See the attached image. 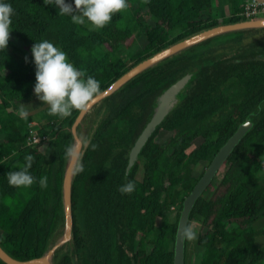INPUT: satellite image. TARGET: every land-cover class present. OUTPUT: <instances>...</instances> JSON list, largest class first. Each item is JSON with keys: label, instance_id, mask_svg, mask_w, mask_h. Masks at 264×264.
<instances>
[{"label": "trees", "instance_id": "16d2710c", "mask_svg": "<svg viewBox=\"0 0 264 264\" xmlns=\"http://www.w3.org/2000/svg\"><path fill=\"white\" fill-rule=\"evenodd\" d=\"M243 1L222 0L229 14L216 18L214 0H128V8L107 25L89 30L44 0H8L15 10L11 31L29 52L35 40L54 42L85 76L100 82V91L158 50L220 23L246 19L240 14ZM142 34L145 45L123 55ZM210 41L158 62L101 101L103 110L73 180L72 239L57 250L54 264H174L183 202L202 175L193 172L194 166L210 163L249 116L253 125L226 160L214 194L205 197L215 178L196 200L189 223L202 221L196 241L204 248L200 264H264V244L258 241L264 226L256 227L264 222V44L237 49L231 58L218 54L221 47L195 50ZM27 55L31 58V52ZM24 57L0 52V244L19 259L43 255L61 236L67 148L73 146L71 127L80 112L61 119L42 104L36 123L31 114L21 119L15 107L37 97L35 65ZM192 71L181 101L150 136L126 177L130 149L150 120L157 96ZM229 86L234 90L228 92ZM32 124L48 135L46 140L27 143ZM161 129L175 132L165 144L156 140ZM198 137L203 140L193 147ZM25 154L34 157L29 171L35 182L27 188L11 186L6 173L23 165ZM139 163L142 179L136 178ZM43 176L45 188L38 182ZM127 180L135 182V191L121 194L118 189ZM175 205L172 219L168 210ZM0 264L6 263L0 259Z\"/></svg>", "mask_w": 264, "mask_h": 264}, {"label": "clouds", "instance_id": "9594fccd", "mask_svg": "<svg viewBox=\"0 0 264 264\" xmlns=\"http://www.w3.org/2000/svg\"><path fill=\"white\" fill-rule=\"evenodd\" d=\"M53 5L60 15L67 16L74 24L89 26V30L101 29L113 18V15L128 8V0H44ZM15 10L8 0H0V52L7 48L9 42L12 16ZM31 58L26 54V63L35 65V82L33 92L47 106L50 115L61 119L72 115L73 110L86 111L100 92V82L92 75L85 76L68 57L66 51L48 39L35 40L30 49ZM260 106H258L259 108ZM21 119L27 120L29 113L22 105L18 110ZM94 148L95 145H92ZM73 153V147L67 148ZM34 157L25 154L23 165L6 173L7 182L14 187H30L35 177L29 171ZM81 170V165H77ZM41 188L47 187V177L39 179ZM135 182L127 180L120 185L121 194L135 191ZM180 240L192 241L198 233L193 224L185 222L178 227Z\"/></svg>", "mask_w": 264, "mask_h": 264}, {"label": "water", "instance_id": "95a60500", "mask_svg": "<svg viewBox=\"0 0 264 264\" xmlns=\"http://www.w3.org/2000/svg\"><path fill=\"white\" fill-rule=\"evenodd\" d=\"M264 27V17L246 18L240 21L220 23L216 26L204 29L189 37H186L176 43H173L161 50L156 51L152 55L144 58L142 61L135 64L132 68L122 74L108 87L99 92L95 97L91 106L83 112H79L72 124V133L74 136L73 153L69 155L68 163L64 172L63 178V207H64V221L61 229L60 238L47 248L46 252L37 257L29 259H19L11 255L0 244V259L6 264H54V258L57 250L66 242L72 239L74 216H73V180L76 173L77 165L81 157L84 148V138L81 137L79 128L83 123V119L87 112L98 103H101L106 97L110 96L124 84L133 79L135 76L143 72L144 70L154 66L158 62L190 47L204 40L210 39L216 35H219L228 31H241L250 28ZM195 72H187L176 81L166 87L156 98L154 104V112L152 117L147 122L137 140L135 141L130 154L129 163L127 166V172L135 164L138 159L140 151L149 140L150 136L154 133L157 126L162 123L168 114H170L177 104L181 101L180 94L184 91L188 83L192 80ZM252 117H247L242 122L236 131L228 138L223 144L210 164L205 169L203 175L195 184L193 190L187 195L183 202V208L179 218V225H183L185 222L189 223L190 213L194 207L196 200L202 195L203 191L208 187L212 180L217 175L218 171L223 167L230 153L239 142L241 138L246 134L249 128L253 125ZM87 132L88 129H87ZM178 233V229H177ZM186 240H180L176 234L175 242V258L174 264H185L186 260Z\"/></svg>", "mask_w": 264, "mask_h": 264}, {"label": "rangeland", "instance_id": "374dc122", "mask_svg": "<svg viewBox=\"0 0 264 264\" xmlns=\"http://www.w3.org/2000/svg\"><path fill=\"white\" fill-rule=\"evenodd\" d=\"M222 0H214V4H215V8H214V12H213V16L218 18V17H224V16H228L229 14V10H228V6L227 5H222L220 4ZM258 31H255L253 33L247 32L245 30H241V31H228V32H224L221 33L219 35H216L214 37L211 38V41L199 46H196L197 48L195 50L197 51H202L205 50L207 48H211V47H219V46H227L228 49H222V47L220 49H218V54H224V55H230L233 54L234 52L237 51V49H249V46L251 48H254V46L256 44H264V27L258 28ZM147 41V38L145 36V34H142L137 41L132 45V47L130 49H128L127 52L123 53V55L126 56V53H134L137 49L143 47L145 45ZM254 45V46H251ZM238 46V47H237ZM226 48V47H225ZM250 48V49H251ZM15 58H22L24 57L26 54H29V50L26 46H24L16 37L15 35L12 33L11 29H10V35H9V42L6 48ZM125 47H122L121 51H124ZM8 69H4L3 73L6 74L8 73ZM103 104L102 103H98L97 105L93 106L85 115L84 119H83V123L81 124V127L79 128L80 131V135L82 138H84V146L85 144L88 142L90 136H91V131L92 128L95 126V122L98 119V116L100 115V112L103 110ZM22 105L20 106H16L15 108H20ZM23 106L27 109L28 113L33 115L34 119H33V123L37 122V119L40 116V114L42 113V101H40L37 97L36 99H34L32 102H28L26 104H23ZM36 128H39L38 124L35 125ZM87 129L89 132H87ZM175 132L174 131H170L167 129H161V131L159 132V134L156 136V140L158 142H161L163 144H165L171 136H173ZM203 138L202 137H198L197 139L194 140L193 142V146H197L198 144H200L202 142ZM172 151V149H169V153ZM209 163H207L206 161L202 160L200 163H198L196 166H194V170L193 172L196 175H201L206 167L208 166ZM226 167L227 165L224 164L223 167L218 171L217 175L215 176L214 179V183L211 184V187L209 188V190L206 191L205 193V197L209 198L211 197L212 194H214L213 192L215 191L217 185L220 183L221 179L223 178V175L226 171ZM143 166H141L139 168V173H137V177L138 178H142L143 176ZM17 206V203H13L12 207L15 210ZM17 209V208H16ZM177 211H178V206L175 205L174 207H171L170 210H168V214L171 216L172 219L176 218L177 215ZM158 222L161 221V218L157 219ZM192 224L196 227L197 233L199 232L201 225H202V221L199 219H193ZM264 226V222L261 225H258L256 223V227L258 229H261V227ZM2 232V231H0ZM137 238H140V233L137 235ZM198 238V236H197ZM197 239L192 240V241H188L187 243V264H200L201 262V255H203L204 253V248L199 247L196 244ZM259 242H261L262 244H264V237L261 236L260 239H258Z\"/></svg>", "mask_w": 264, "mask_h": 264}, {"label": "built area", "instance_id": "2783aa9c", "mask_svg": "<svg viewBox=\"0 0 264 264\" xmlns=\"http://www.w3.org/2000/svg\"><path fill=\"white\" fill-rule=\"evenodd\" d=\"M240 14L247 18L264 17V0H244ZM48 135H41L32 124L27 137L28 144H37L47 139Z\"/></svg>", "mask_w": 264, "mask_h": 264}, {"label": "flooded vegetation", "instance_id": "af4514ba", "mask_svg": "<svg viewBox=\"0 0 264 264\" xmlns=\"http://www.w3.org/2000/svg\"><path fill=\"white\" fill-rule=\"evenodd\" d=\"M195 45H196V44H195ZM201 45H202V44H201ZM198 46H199V45H198ZM190 47H191V46H190ZM219 47H222V46H219ZM225 47H226V48H225ZM188 48H189V47H188ZM250 48H251V47L249 46V49H250ZM186 49H187V48H186ZM222 49H228V47H227V46H223ZM190 51H191V50H189L188 52H190ZM237 52H238V50H237L236 52H234L232 55H236ZM228 57L231 58V57H235V56H231V54H230V55H228ZM258 57L261 58V56H258ZM249 58H253V56H252L251 54H249ZM192 72H193V71H192ZM194 76H195V75H194ZM194 76H193V78H194ZM193 78H192V79H193ZM185 89H186V88H185ZM185 89H184V90H185ZM233 90H234V88H233L232 86H229V88L227 89L228 92L233 91ZM183 92H184V91H183ZM183 92H182V93H183ZM182 93H181V94H182ZM181 94H180V97H181ZM177 105H178V104H177ZM153 112H154V107H153L152 114H153ZM152 114H151V117H152ZM168 115H169V114H168ZM168 115H167V116H168ZM167 116H166V117H167ZM151 117H150V118H151ZM197 122H198L197 119H196L195 121H193V123H197ZM146 124H147V123H146ZM157 127H158V126H157ZM155 131H156V130H155ZM155 131H154V132H155ZM137 138H138V137H137ZM136 140H137V139H136ZM136 140H135V141H136ZM134 143H135V142H134ZM133 145H134V144H133ZM144 146H145V145H144ZM132 147H133V146H132ZM132 147H131V149H132ZM193 147H195V146H193ZM131 149H130V151H131ZM142 150H143V149H142ZM142 150L140 151L139 156H138V159L136 160L135 164L138 163V161L140 160V155H141ZM129 154H130V152H129ZM128 163H129V160H128ZM128 163H127V166H128ZM135 164L130 168V171H131L132 168L135 166ZM209 164H210V163H209ZM209 164H208V165H209ZM127 166H126V170H125V176H126V177L130 174V171L127 172ZM141 166H143V165H142L141 163H139V166H138V169H137V173H139V168H140ZM143 168H144V166H143ZM206 168H207V167H206ZM137 173H136V178H138V177H137ZM203 173H204V172H203ZM203 173H202V175H203ZM202 175H201V176H202ZM143 176H144V170H143ZM143 176H142V178H143ZM201 176H200V177H201ZM142 178H139V179H142ZM199 179H200V178H199ZM212 181H213V180H212ZM208 186H209V185H208ZM185 244H186V241H185ZM186 247H187V246H186ZM185 250H186V248H185ZM187 250H188V247H187ZM186 254H187V251H186ZM185 262H186V260H185Z\"/></svg>", "mask_w": 264, "mask_h": 264}]
</instances>
